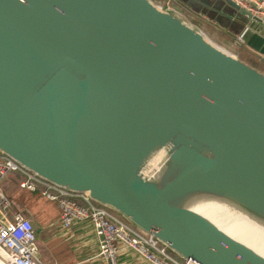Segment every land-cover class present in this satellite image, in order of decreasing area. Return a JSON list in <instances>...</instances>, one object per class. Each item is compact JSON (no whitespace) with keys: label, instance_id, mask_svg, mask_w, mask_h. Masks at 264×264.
Returning a JSON list of instances; mask_svg holds the SVG:
<instances>
[{"label":"water","instance_id":"water-1","mask_svg":"<svg viewBox=\"0 0 264 264\" xmlns=\"http://www.w3.org/2000/svg\"><path fill=\"white\" fill-rule=\"evenodd\" d=\"M0 154L181 260L264 264V73L151 0H0Z\"/></svg>","mask_w":264,"mask_h":264},{"label":"crops","instance_id":"crops-1","mask_svg":"<svg viewBox=\"0 0 264 264\" xmlns=\"http://www.w3.org/2000/svg\"><path fill=\"white\" fill-rule=\"evenodd\" d=\"M151 1L172 11L210 41L264 73V24L257 18L235 13L219 0ZM211 6H219L224 12H216ZM0 191L9 200L10 219L16 214H25L34 223L43 264H106L98 256L99 238L90 222L76 221L70 229H63L56 204L20 190L16 173H8L0 180ZM120 248L117 264H146L129 248Z\"/></svg>","mask_w":264,"mask_h":264},{"label":"built area","instance_id":"built-area-1","mask_svg":"<svg viewBox=\"0 0 264 264\" xmlns=\"http://www.w3.org/2000/svg\"><path fill=\"white\" fill-rule=\"evenodd\" d=\"M250 16L264 24V0H228ZM8 173H19L23 178L19 189L38 193L40 197L56 204L59 222L63 229H70L76 221H88L99 238V254L106 264H117L121 246L138 255L146 264H197L192 260H181L114 212L99 206L86 195L69 192L57 187L35 174L22 169L8 157L0 154V180ZM8 199L0 191V208L9 209ZM0 264H43L37 236L30 221L21 214L7 219L0 217Z\"/></svg>","mask_w":264,"mask_h":264},{"label":"bare ground","instance_id":"bare-ground-1","mask_svg":"<svg viewBox=\"0 0 264 264\" xmlns=\"http://www.w3.org/2000/svg\"><path fill=\"white\" fill-rule=\"evenodd\" d=\"M229 216L233 217L234 219H236L239 222L245 223V227L247 229H253L256 230L257 229V225L252 222L251 220H249L248 218L244 217L241 214H238L234 209H232L231 207L227 206V210L225 211Z\"/></svg>","mask_w":264,"mask_h":264},{"label":"rangeland","instance_id":"rangeland-1","mask_svg":"<svg viewBox=\"0 0 264 264\" xmlns=\"http://www.w3.org/2000/svg\"><path fill=\"white\" fill-rule=\"evenodd\" d=\"M7 198V197H6ZM8 199V198H7ZM42 200V199H41ZM45 199H43L44 201ZM9 201V200H8ZM46 201V200H45ZM9 211H10V207L9 209H7L6 211H2L1 208H0V216H2L3 213H6V217L7 219H10V217L8 216L9 215Z\"/></svg>","mask_w":264,"mask_h":264},{"label":"trees","instance_id":"trees-1","mask_svg":"<svg viewBox=\"0 0 264 264\" xmlns=\"http://www.w3.org/2000/svg\"><path fill=\"white\" fill-rule=\"evenodd\" d=\"M16 175H17V187L19 188V182L22 179V176L20 174H18V173H16ZM35 194H38V193H35ZM38 196H39V194H38Z\"/></svg>","mask_w":264,"mask_h":264}]
</instances>
